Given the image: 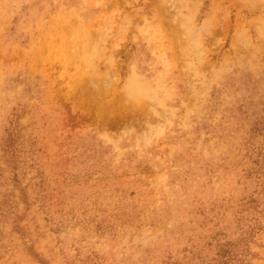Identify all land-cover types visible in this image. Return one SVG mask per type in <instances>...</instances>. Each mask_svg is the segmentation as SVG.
Here are the masks:
<instances>
[{
    "label": "rangeland",
    "instance_id": "1",
    "mask_svg": "<svg viewBox=\"0 0 264 264\" xmlns=\"http://www.w3.org/2000/svg\"><path fill=\"white\" fill-rule=\"evenodd\" d=\"M0 264H264V0H0Z\"/></svg>",
    "mask_w": 264,
    "mask_h": 264
}]
</instances>
